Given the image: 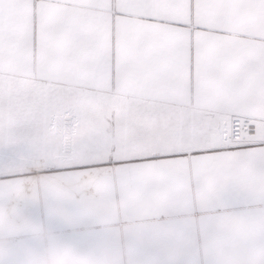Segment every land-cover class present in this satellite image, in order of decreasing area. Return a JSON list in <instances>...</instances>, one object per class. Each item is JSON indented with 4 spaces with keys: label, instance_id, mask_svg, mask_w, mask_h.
<instances>
[{
    "label": "snow or ice",
    "instance_id": "snow-or-ice-1",
    "mask_svg": "<svg viewBox=\"0 0 264 264\" xmlns=\"http://www.w3.org/2000/svg\"><path fill=\"white\" fill-rule=\"evenodd\" d=\"M264 264V0H0V264Z\"/></svg>",
    "mask_w": 264,
    "mask_h": 264
},
{
    "label": "crops",
    "instance_id": "crops-1",
    "mask_svg": "<svg viewBox=\"0 0 264 264\" xmlns=\"http://www.w3.org/2000/svg\"><path fill=\"white\" fill-rule=\"evenodd\" d=\"M124 253L119 249H102L101 255L95 261V264H123Z\"/></svg>",
    "mask_w": 264,
    "mask_h": 264
}]
</instances>
